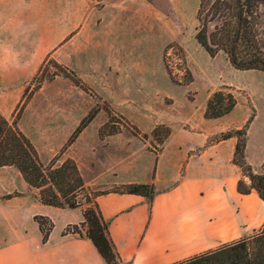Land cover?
<instances>
[{
  "label": "rangeland",
  "instance_id": "rangeland-1",
  "mask_svg": "<svg viewBox=\"0 0 264 264\" xmlns=\"http://www.w3.org/2000/svg\"><path fill=\"white\" fill-rule=\"evenodd\" d=\"M109 1L88 0L84 8V0H0V40L24 54L26 64L33 57L40 64L16 101L8 102L3 97L7 89H0V111L17 122L43 163L56 156V165L68 158L77 163L85 208L86 197L121 190L106 187L103 180L130 152L161 149L165 130L154 137L156 127L184 126L200 118L209 97L229 87L238 104L216 127L224 132L246 127V160L254 173L264 174V72L236 70L224 53L211 58L204 51L195 39L199 0ZM260 12L264 19V8ZM84 26L86 35L99 37L92 53L88 41L84 44ZM169 44L184 50L192 83L180 70L179 48L169 52L170 76L164 63ZM84 67L96 68L98 75L84 78ZM134 128L147 138L135 136ZM241 180L249 185V178ZM22 182L16 168L0 169V202L21 194ZM19 207L0 205V218L2 210ZM13 225L0 219V236Z\"/></svg>",
  "mask_w": 264,
  "mask_h": 264
},
{
  "label": "crops",
  "instance_id": "crops-1",
  "mask_svg": "<svg viewBox=\"0 0 264 264\" xmlns=\"http://www.w3.org/2000/svg\"><path fill=\"white\" fill-rule=\"evenodd\" d=\"M88 6L84 0V8ZM96 35H86L84 26V44L88 41L91 53L99 44ZM2 37L8 39V34ZM39 65V57L26 64L24 54L0 40V89H7L3 97L8 102L22 95ZM96 75V68L84 67V78ZM225 117L210 120L201 115L184 126L170 124L160 150H134L111 177L104 178L106 187L137 183L155 188L151 197L116 191L96 197L121 264L181 263L248 238L263 227L264 201L255 190L242 194L238 189L245 176L234 163L237 138L218 141L225 129L215 122ZM245 154L248 159L247 149ZM7 168L14 167H0ZM20 176L21 194L0 202L3 208L20 206L2 210L1 221L12 220L14 225L0 236V264H107L84 229L82 235L66 233L70 225L84 222V208L44 205L31 191L38 189ZM37 216L52 221L46 241Z\"/></svg>",
  "mask_w": 264,
  "mask_h": 264
},
{
  "label": "trees",
  "instance_id": "trees-1",
  "mask_svg": "<svg viewBox=\"0 0 264 264\" xmlns=\"http://www.w3.org/2000/svg\"><path fill=\"white\" fill-rule=\"evenodd\" d=\"M264 8V0H199L196 14L198 26L195 39L204 51L215 58L224 53L233 68L240 71L264 72V19L260 8ZM179 48L175 54L181 61V69L189 76L188 84L193 82V75L187 65L186 55L176 44H169L164 53L165 66L172 76L168 57L170 50ZM80 81L77 79V83ZM238 100L229 87L214 92L207 100L204 117L215 120L228 116L236 108ZM250 122V121H249ZM84 123L76 130L77 134ZM165 130L161 144L170 135V129L163 125L156 127L153 136ZM134 135H142L134 128ZM75 134L71 137V144ZM147 138V135H142ZM237 138L234 163L239 166L250 184L240 180L238 189L242 194H250L255 190L264 201V174H256L246 160L247 128L233 129L221 133L218 141ZM59 156L49 164H44L31 140L20 130L17 122L7 119L0 111V167L16 168L24 180L39 190V199L44 205L59 208H84L85 183L77 163L66 159L56 165ZM154 185L131 183L121 187L122 193L151 197ZM101 194V193H99ZM94 198L86 197L87 207L83 210L84 222L70 225L66 233H79L92 241L107 264H121L114 244L109 236L108 224ZM9 195L7 198H12ZM40 224L43 240L48 239L53 224L42 216L35 217ZM47 223H49L47 227ZM177 264H264V225L260 232L248 239L226 245L217 250L196 256Z\"/></svg>",
  "mask_w": 264,
  "mask_h": 264
},
{
  "label": "built area",
  "instance_id": "built-area-1",
  "mask_svg": "<svg viewBox=\"0 0 264 264\" xmlns=\"http://www.w3.org/2000/svg\"><path fill=\"white\" fill-rule=\"evenodd\" d=\"M49 223H47V227H48Z\"/></svg>",
  "mask_w": 264,
  "mask_h": 264
}]
</instances>
